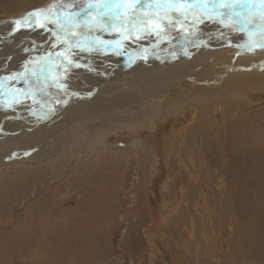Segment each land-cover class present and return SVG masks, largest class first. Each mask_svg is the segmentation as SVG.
<instances>
[{"label":"rangeland","instance_id":"1","mask_svg":"<svg viewBox=\"0 0 264 264\" xmlns=\"http://www.w3.org/2000/svg\"><path fill=\"white\" fill-rule=\"evenodd\" d=\"M68 2L0 0V22L12 25L43 13L26 31L38 37L49 31L43 39L51 41L60 26L44 22L54 21L59 12L67 14L59 15L63 20L85 0L64 8ZM160 21L131 36L105 31L95 47L85 50L96 48L98 58L106 57V69L116 60L117 65L137 62L134 49L155 44L156 32L172 31ZM26 24L14 25V32ZM174 30L168 37L176 38ZM24 38L0 50V69L6 59L14 63L8 72L0 70V93L9 76L28 66L18 69L21 60L30 57L40 64L45 59L66 69L67 58L81 52L70 47L61 52L56 43L46 47L48 53L39 48L41 54L28 51L15 61H10L13 55L4 59L5 53L20 51ZM212 49L189 48L165 69L141 68L96 92L79 88L89 97L82 103L62 98L66 91L56 94L61 85L52 93L39 85L38 94L48 101L40 106L30 103L31 97L5 93L0 102V143L7 145L0 157V264H264V112L238 118L229 109L234 104L247 111L264 109V67L259 65L264 48L258 53ZM227 75L229 81L223 79ZM185 80L188 84L174 89L176 95L162 107L156 94ZM210 93L219 94V105L226 102L229 113L223 109L215 118L222 105L201 110L197 99L207 95L204 103H211ZM50 135L57 141L39 140ZM21 136L41 143L24 149L20 141L8 140Z\"/></svg>","mask_w":264,"mask_h":264},{"label":"bare ground","instance_id":"2","mask_svg":"<svg viewBox=\"0 0 264 264\" xmlns=\"http://www.w3.org/2000/svg\"><path fill=\"white\" fill-rule=\"evenodd\" d=\"M189 4L190 5L192 4V0H189ZM247 7L252 12V16L249 17V23L241 24L237 22L235 24L228 23L227 25H222L218 23L217 21H219L222 18L219 15L220 13L228 12V8L226 7H218V8H215L214 10L213 8L209 7L208 10L214 11V15L211 17H204L202 19L200 11L196 8H193V7L185 8L181 6L180 11L177 12L171 7H165L163 0H161L159 5L154 3L153 0H147V3H141L139 5V8L144 9V11L140 13L139 9L137 10V14L143 17V20L147 22L146 24L141 23L139 24V26H136V27L132 26L131 24H126L125 26L121 27L118 24L114 28H110V29L103 30V31L96 29L88 33L89 38L96 45V43H98L97 38L98 37L100 38V36L105 31H110L109 32L110 34L107 33L108 35H112L115 33H122V35L127 34L131 36V33L134 35V34L140 33L141 31H146L148 27L152 26V24L155 25L157 23V20L159 21L161 20L160 22H158L159 23L158 25H160L162 21L166 24L168 23V20L171 19L172 21H174L176 27L173 28L172 31L162 34L161 35L162 37L160 36L158 32H156L157 42L153 44L152 46L142 45L141 46L143 48L142 50L134 49L132 54L133 55L136 54V55L134 56L135 58L133 61L136 60L137 62H132V63H136L137 65H134V64L132 65V63L127 64L126 61L124 62L125 65H117V60H116V63H111L107 69H106L107 64L105 65V63H103V61H106L105 60L106 57L103 59L98 58L99 55L97 57V55H95V52H94L96 48L95 49L93 48L94 50H91V52H89L88 50H85V48L89 49L91 45H86L84 43H80L79 45H77L76 42L78 40H82V37L80 36L81 30L79 28H76L73 30L75 34L72 36H67L64 32H60V38H57V35L54 34V40L50 41L49 39H43V38L48 37V35H45V34H48L49 31L45 34L43 33V31L40 32V33H43L44 36L40 35L39 37H38L39 33H37L36 35H33L31 32L26 31L27 28L34 26L38 22L37 21L38 19L37 20L33 19L31 22H28L26 25L23 26L24 27L22 28L23 30L20 29L21 31H15V32H14V24L11 25V21H9L8 24H2V25L0 24V38L3 37L2 39H0V50L4 49L5 47L11 46L15 41L20 40L22 37L24 38L25 34L28 35V37L24 38L23 42L20 44V47H21L20 51L17 48V50L13 52L6 53L5 55H3L4 59L8 55L9 56L13 55L14 57L10 58V61H15L17 58L18 59L22 58V56H24V54L28 51L29 53L31 52L32 54H41V52L39 51V48L42 49L41 51L48 53L50 51V49L48 48L53 47L56 43H58V46L60 49L61 47H65V50H66L67 48L70 47L71 49L77 48L79 51H81V52H77V54H73L74 56H72L71 59L67 58V61H71V64L65 63L70 66V68H68L69 66L67 67L68 69L67 68L60 69L57 66L53 65L54 63L52 64L51 61L49 60L45 61L44 59L45 55H43L44 60L40 64H36V63L32 64L34 59L30 57H28V59L21 60V64H20L21 66H19L18 69H21V67L26 66V65L28 66L25 67L26 69H24L22 73L19 74L18 76L15 75L13 77L11 76L8 77V80L5 84L6 86L1 88L2 91L0 93V97L4 96L6 92L10 91V94L21 95V97H25V98L31 97L30 103L39 104L40 106V104L44 105L43 103H46V102L48 103V101L45 100L46 97H43V95H40V93L38 94L37 91H39L42 88H46L49 91V93H52L54 91L52 90L53 88L61 85L64 88L56 92V94L61 95V93L63 94V92L66 91V93L68 94L63 95L62 98L65 99V98L72 97L71 99H76L77 101H81L82 103L85 101L84 100L85 98H89V97L83 96V95H86V92L79 93L78 92L79 88H82V87H84V89L94 88L96 92L97 88L101 89L103 85L114 81L115 78H117L116 80L118 81L121 79L122 75H128V74H132V73L139 72V71L141 72L140 70L141 68L144 69L143 72L150 70L149 69L150 67L154 69L153 67L157 65L159 66L160 69H163L165 65L177 59L179 55L187 54L190 51L188 49L192 47L196 48L197 50H202L205 48H213L212 50L214 51V53L216 50H219V49L223 51H229L233 49H236V50L238 49V50L243 51V48H245L244 51H248V52L253 51L254 53H258L261 51L262 48H264L260 46L264 44V38L260 36V32L258 31V26L261 23L259 12L262 9V5L259 3V0H249ZM56 13L57 12H55V15ZM57 15L61 16V15H67V14L59 12ZM121 15L127 21L128 18L132 15V13L122 12ZM245 15L247 16L248 13L245 12ZM95 19H96L95 16H93V21H95ZM19 20H22V19H19ZM52 20L54 21L44 22V23H50L51 25L57 24L55 22V19H52ZM46 29L48 30L49 28H46ZM174 29H178L177 30L178 34H176L175 36L177 39L168 37L169 35L176 33ZM50 32L55 33V31H50ZM138 37H142V36L141 35L136 36V38ZM62 38H65V39L60 40ZM134 38L135 37H133L132 39L134 40ZM26 42H30V44L26 45ZM69 44H71V46H69ZM62 51L64 50L61 49V52ZM85 51H88V55L86 54ZM65 52L66 51H64V53ZM82 52H85L86 55ZM132 54H131V57H132ZM1 58L2 57H0V60ZM4 62H5V68H1L0 70H3V71L9 70L11 62L9 63L7 59L4 60ZM13 64L14 63H12L11 65ZM77 64L79 65V67H77ZM259 65L264 67V64L262 63H260ZM120 66H126L127 69L126 67L120 68ZM132 66L134 67L133 69L131 68ZM236 70H242L246 72L248 71L247 69H244V68H236ZM18 73H19V70H18ZM225 77L226 78H223V79L225 81L227 80L229 81L228 75ZM123 80L125 81L126 79L124 78ZM2 82L3 84L5 83L4 81ZM188 82H189L188 80L182 81L180 84L176 85L174 88H170L169 90H167L166 93L165 92L157 93L156 98L157 100L161 98L160 102H161L162 107L163 105L165 106L166 102H170V99L176 95L174 89L178 90V88H180L184 84L186 86ZM39 85H43V87L40 88ZM67 88L72 89L73 92L75 93H70L71 90ZM225 91L226 89L224 88L223 92ZM210 95H212L211 103H210V100L209 102L204 103V98L207 95L205 96L203 95L200 97V99H197L198 102L200 103L198 106H200V108H202L201 110H204V112L207 111L208 108H211V107H212L211 109H215L217 107L216 105H219L220 103L218 102L219 98H217L219 94L210 93ZM220 105H222V108L219 109L220 112L215 116V118H218L219 114H221L222 116L223 114L222 112H224V110L227 111L228 109V106H225L227 105L226 102L222 101ZM8 109L9 107L6 106L5 110H8ZM229 109H232V112L235 110V114L237 111L238 118L246 116V115H248L249 117L251 116L250 115L251 112H254L256 115H259L260 112H264V109L257 110V111L248 109L247 111L244 109V107L242 108L236 107L235 104L232 105ZM0 110H2V108H0ZM200 113H203V112H200ZM232 115H234V113ZM20 120H21V117H20ZM38 139L39 138H37V141ZM42 139H43V143H45V140H51V139L54 141H57L51 135L48 138L42 137L39 140H42ZM8 140H10L9 141L10 143H14V142L19 143L20 141L21 143L20 148H24V149H26L27 146L32 145L35 142V141L27 140L23 136H21L19 140L16 138H14L13 140L11 139H8ZM9 142L7 143L10 144ZM5 143H0V157L4 153V151L2 150H4V147L7 146L5 145ZM39 143H41V141H38V143H34V144H39ZM43 157L44 156H41V159H37V160H43L44 159Z\"/></svg>","mask_w":264,"mask_h":264},{"label":"snow or ice","instance_id":"3","mask_svg":"<svg viewBox=\"0 0 264 264\" xmlns=\"http://www.w3.org/2000/svg\"><path fill=\"white\" fill-rule=\"evenodd\" d=\"M76 0H69L63 7H70ZM157 5L160 4L161 0H153ZM249 0H192V4H189V0H163L165 7H171L177 12L180 11L181 6L193 7L200 11L202 19L204 17H211L214 15V11H209V7L215 8L226 7L228 8L227 13H220L222 17L218 23L227 25L228 23H249V17L252 16L251 10L248 9ZM141 3H147V0H85L84 3L79 5V11L70 13L67 17L61 20L59 15H56L55 22L60 26V32H64L67 36L74 35V29L79 28L80 36L82 40H78L76 43H84L95 47V43L89 38L88 33L93 30H107L110 28L119 26L123 27L126 24H131L136 27L139 24H146L141 15L137 14V10L142 13L144 9L139 8ZM262 5V9L259 12L261 23L258 26V31L262 38H264V0H259ZM129 12L132 15L126 21L121 13ZM245 12L248 15H245ZM43 13L33 12L28 20L26 21H14V25L19 26L22 23H28L33 20L34 17L42 16ZM93 16L96 17L93 21ZM51 19V17H49ZM169 27H175V23L171 19L168 20ZM60 32H57V38H60ZM71 46V44H69ZM264 47V44L260 45ZM77 67L79 65L77 64Z\"/></svg>","mask_w":264,"mask_h":264},{"label":"water","instance_id":"4","mask_svg":"<svg viewBox=\"0 0 264 264\" xmlns=\"http://www.w3.org/2000/svg\"><path fill=\"white\" fill-rule=\"evenodd\" d=\"M44 14H46V13H44ZM30 16H31V15H30ZM27 18H28V16H27V17H25V18H24V19H22V20L16 19L15 21H18V20H19V21H23V20H24V21H26V20H27ZM9 21H10V20L2 21L0 24H1V25H2V24H8V22H9ZM22 24H25V23H22ZM121 67H123V68H124L125 66H121ZM61 94H62V93H61ZM7 97H8V95L1 96V97H0V102H1V101H3V100H4L5 98H7Z\"/></svg>","mask_w":264,"mask_h":264},{"label":"flooded vegetation","instance_id":"5","mask_svg":"<svg viewBox=\"0 0 264 264\" xmlns=\"http://www.w3.org/2000/svg\"><path fill=\"white\" fill-rule=\"evenodd\" d=\"M6 54V53H5Z\"/></svg>","mask_w":264,"mask_h":264}]
</instances>
